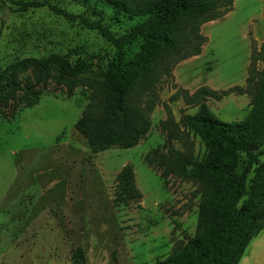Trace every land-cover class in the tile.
I'll use <instances>...</instances> for the list:
<instances>
[{
    "label": "rangeland",
    "instance_id": "1",
    "mask_svg": "<svg viewBox=\"0 0 264 264\" xmlns=\"http://www.w3.org/2000/svg\"><path fill=\"white\" fill-rule=\"evenodd\" d=\"M49 1L91 19L102 11L103 23L116 34L139 21L116 16L106 0ZM200 32L207 39L200 54L175 62L171 75L156 83L145 136L130 148L94 153L74 125L90 101L88 81L104 79L101 71L110 77L117 50L96 31L46 7L10 12L0 0V69L54 56L81 68L83 79L70 97L64 84L51 79L36 87L42 90L38 103L13 116L11 109L0 114V264H73L77 246L85 264H153L194 236L201 188L176 174L164 178L146 156L169 142L194 157L205 156L201 139L181 122L198 108L184 94L202 86L242 87L221 98L208 96L206 103L223 121L247 117L252 96L245 80L251 44L264 43V0H233L230 12L201 24ZM144 49L141 41L125 46L127 59ZM20 78L28 81L30 72ZM166 120L177 126L163 129ZM126 164L134 170L141 197L115 204V177ZM259 233L263 236L264 229ZM261 259L264 264V254Z\"/></svg>",
    "mask_w": 264,
    "mask_h": 264
},
{
    "label": "trees",
    "instance_id": "2",
    "mask_svg": "<svg viewBox=\"0 0 264 264\" xmlns=\"http://www.w3.org/2000/svg\"><path fill=\"white\" fill-rule=\"evenodd\" d=\"M8 2V3H7ZM116 16L127 15L139 21L116 34L103 23L102 11L91 19L49 0H1L10 12H26L46 7L70 22L96 31L117 50L110 77L101 71L102 80H89V103L75 122L92 152L113 146L130 148L148 132V113L156 100V83L170 76L172 64L200 54L206 37L200 25L223 17L233 0H106ZM141 41L145 49L127 59L125 46ZM262 63V67H258ZM30 72L28 81L21 75ZM82 69L57 57L25 59L0 69V114L13 116L21 107L38 103L49 80L64 84L67 96L83 81ZM80 77V78H79ZM252 108L244 119L226 122L219 119L206 103V97L221 98L231 91L211 90L205 86L185 93L187 101L197 102L193 114H184L182 124L196 134L206 147L202 158L188 149L180 151L169 142L147 155L149 163L161 167V175L181 176L196 182L203 192L194 236L153 264H239L250 241L264 229V43H253L246 77ZM171 116L168 112V117ZM166 120L163 129L177 124ZM113 202L127 205L141 197L130 164L116 174ZM73 264H85L80 246L72 251Z\"/></svg>",
    "mask_w": 264,
    "mask_h": 264
},
{
    "label": "crops",
    "instance_id": "3",
    "mask_svg": "<svg viewBox=\"0 0 264 264\" xmlns=\"http://www.w3.org/2000/svg\"><path fill=\"white\" fill-rule=\"evenodd\" d=\"M259 233L254 237L244 251L239 264H262L261 256L264 254V235Z\"/></svg>",
    "mask_w": 264,
    "mask_h": 264
}]
</instances>
